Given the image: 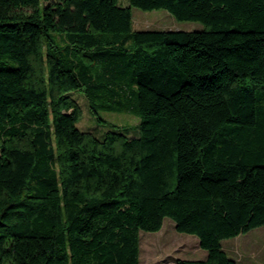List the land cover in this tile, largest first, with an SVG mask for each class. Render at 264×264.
<instances>
[{"label":"trees","instance_id":"trees-1","mask_svg":"<svg viewBox=\"0 0 264 264\" xmlns=\"http://www.w3.org/2000/svg\"><path fill=\"white\" fill-rule=\"evenodd\" d=\"M126 1L0 0V264H140L166 217L208 251L176 264H239L222 241L264 225V0Z\"/></svg>","mask_w":264,"mask_h":264},{"label":"rangeland","instance_id":"rangeland-1","mask_svg":"<svg viewBox=\"0 0 264 264\" xmlns=\"http://www.w3.org/2000/svg\"><path fill=\"white\" fill-rule=\"evenodd\" d=\"M127 4L126 0H121ZM133 29L152 30H200L204 24L200 21L178 20L166 9L144 10L132 8ZM82 109V118L77 126L82 130H90L101 136L110 125L92 116L86 97L81 91L74 92ZM92 113V114H91ZM101 117L114 122L119 128L136 130L138 118L130 113L101 112ZM131 131L132 135L135 133ZM129 133V131H128ZM140 264H176L178 259H204L208 251L200 246L196 235L177 231L172 218L166 217L159 231H141ZM223 248L235 258L239 264H264V225L254 228L237 237L222 241Z\"/></svg>","mask_w":264,"mask_h":264}]
</instances>
